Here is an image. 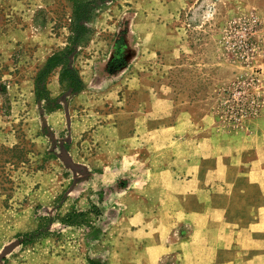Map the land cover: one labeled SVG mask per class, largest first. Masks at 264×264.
Here are the masks:
<instances>
[{"label": "rangeland", "instance_id": "obj_1", "mask_svg": "<svg viewBox=\"0 0 264 264\" xmlns=\"http://www.w3.org/2000/svg\"><path fill=\"white\" fill-rule=\"evenodd\" d=\"M92 1L69 57L89 96L62 84L59 66L42 98L38 73L73 46L74 3L0 0V264H133L110 253L118 234L108 217L118 212L103 201L115 187L99 186L92 163L119 99L146 107L157 98L222 134L264 115L263 2ZM77 212L81 225H70Z\"/></svg>", "mask_w": 264, "mask_h": 264}, {"label": "crops", "instance_id": "obj_2", "mask_svg": "<svg viewBox=\"0 0 264 264\" xmlns=\"http://www.w3.org/2000/svg\"><path fill=\"white\" fill-rule=\"evenodd\" d=\"M125 101L92 150L99 186L115 187L103 201L118 212L110 253L133 264H264V115L222 134L157 98Z\"/></svg>", "mask_w": 264, "mask_h": 264}, {"label": "trees", "instance_id": "obj_3", "mask_svg": "<svg viewBox=\"0 0 264 264\" xmlns=\"http://www.w3.org/2000/svg\"><path fill=\"white\" fill-rule=\"evenodd\" d=\"M74 3L73 19L70 26L71 36L70 41L73 46L66 48L64 51L57 52L50 56L47 60L45 67L40 70L36 77V91L38 96L45 98L48 94L46 90V80L52 73V71L62 66L60 81L62 84L67 85L73 92L79 93L83 91L84 84L80 76L79 70L70 65L69 57L74 52V47L87 35L88 28L85 25V21L89 20V13L94 10V1L92 0H72ZM50 103L54 102V99H50ZM59 105L50 106L49 111L59 108ZM82 212L71 213L67 216L66 220L70 225H77L80 221L77 220L78 216H82ZM74 218V220H72ZM77 220V221H76ZM81 225V224H78Z\"/></svg>", "mask_w": 264, "mask_h": 264}]
</instances>
